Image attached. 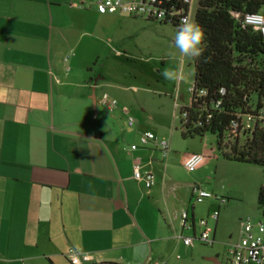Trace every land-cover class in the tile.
<instances>
[{
  "label": "crops",
  "instance_id": "1",
  "mask_svg": "<svg viewBox=\"0 0 264 264\" xmlns=\"http://www.w3.org/2000/svg\"><path fill=\"white\" fill-rule=\"evenodd\" d=\"M73 12L90 13L97 27L117 16L133 22L55 0H0V264H71L75 252L91 262H173L202 216L187 209L194 229H184L171 202V146L166 156L158 142L143 146L142 134L154 132L141 120L120 137L116 121L129 112L102 106L117 88L103 55L85 50V23ZM109 57L121 56L108 47ZM137 164L154 173L152 189L134 178ZM208 218L216 241L220 217Z\"/></svg>",
  "mask_w": 264,
  "mask_h": 264
},
{
  "label": "rangeland",
  "instance_id": "2",
  "mask_svg": "<svg viewBox=\"0 0 264 264\" xmlns=\"http://www.w3.org/2000/svg\"><path fill=\"white\" fill-rule=\"evenodd\" d=\"M55 1L69 7L76 4L83 11H94L98 7V0ZM198 1L192 0L190 20L195 23ZM82 13L80 15L73 12L70 18H80L85 23L82 25L83 32L87 34L84 48L89 53L96 51L103 55L101 65L105 66L110 84L117 88L113 93L104 92L103 98L107 95L117 100L119 107L129 112L126 117L116 121L120 137L122 132L132 129L129 127L128 117H133L137 123L135 128L141 120L158 136L159 141L170 144L171 155L176 158L172 163L176 191L170 193V199L179 214L195 206L198 218L202 216V219L208 220V215L220 211L214 246L200 242L191 248L183 246L176 251L175 261L167 264H232L229 250L241 239L242 223L247 220L255 224L264 223L263 210L258 203L259 191L264 186V168L224 158L218 149V138L213 134L184 138L180 109L189 107L192 103L195 58L181 55L176 49L174 40L178 28L130 16L126 18L133 22H123L117 16L116 21L103 20L100 27H97L99 22L95 17L90 13ZM262 13L264 14V9ZM95 32L103 37L111 35L114 40L107 41L108 45L95 42L91 37ZM107 46L111 53H120L121 57L118 60L110 57V60L106 59ZM166 68L182 74L183 79L166 80L161 75ZM92 105L94 107L93 100ZM102 106L109 112L103 104ZM106 121L108 122L107 117ZM193 154L205 155L210 162L191 173L179 160ZM195 186L212 193L215 198L208 199L203 204L196 203V198L192 195ZM216 197L226 198L228 203L220 205ZM210 224L215 226L213 222ZM197 233H200V228ZM185 236L194 237L192 232H186Z\"/></svg>",
  "mask_w": 264,
  "mask_h": 264
},
{
  "label": "trees",
  "instance_id": "3",
  "mask_svg": "<svg viewBox=\"0 0 264 264\" xmlns=\"http://www.w3.org/2000/svg\"><path fill=\"white\" fill-rule=\"evenodd\" d=\"M263 9L264 0L198 1L195 20L204 32V41L201 55L195 58L191 106L180 109L184 138L213 134L224 158L262 168L264 127L233 136L231 126L242 116L264 111V40L233 13L243 17ZM203 90L207 96L198 97ZM219 102L222 105L217 109ZM258 203L264 215V186Z\"/></svg>",
  "mask_w": 264,
  "mask_h": 264
},
{
  "label": "built area",
  "instance_id": "4",
  "mask_svg": "<svg viewBox=\"0 0 264 264\" xmlns=\"http://www.w3.org/2000/svg\"><path fill=\"white\" fill-rule=\"evenodd\" d=\"M98 12L100 14H125L133 18H144L151 22H158L165 25H171L178 28L181 21L185 18L190 20L192 14V0H98ZM237 19L242 18L244 27H250L260 34L264 40V14L250 13L243 17L239 13H233ZM194 89L192 90V94ZM224 93V91H222ZM207 96V91L203 90L198 93V97ZM102 104L111 113H114L118 107V101L105 96ZM221 102L217 103L216 108L221 107ZM186 118V115H183ZM240 121L234 122L231 126V134L238 136L245 132H251L257 127H264V111L259 114H248L240 117ZM212 119V115L208 116ZM129 127L136 125V120L133 117H128ZM151 142H158L163 154L166 156L171 151L167 141H159L158 137L152 132H146L141 136V144L147 146ZM135 151L138 146H133ZM207 161L205 155L193 154L190 155L185 163V168L193 173L202 167ZM134 178L142 182L147 190L155 186L156 178L151 171H142V168L137 164L134 168ZM193 195L196 198V203L203 204L208 199H214V195L200 187L193 188ZM220 205H226L228 200L223 197H216ZM220 211H215L211 214L213 221H218ZM181 223L184 229H194V223L190 218L188 211L181 213ZM201 232L195 237H184V243L188 247H194L197 242L205 245L214 246L213 238L214 229L209 225L207 219L199 220ZM230 260L232 264H264V223H253L251 220L242 223V236L237 244L232 245L229 250ZM71 264H86L91 263L92 257L75 252L70 256ZM145 264H166L164 261H148Z\"/></svg>",
  "mask_w": 264,
  "mask_h": 264
},
{
  "label": "clouds",
  "instance_id": "5",
  "mask_svg": "<svg viewBox=\"0 0 264 264\" xmlns=\"http://www.w3.org/2000/svg\"><path fill=\"white\" fill-rule=\"evenodd\" d=\"M204 41V32L195 21L183 19L178 26L174 44L181 55L196 58L202 53L201 45ZM174 57V54H173ZM161 75L170 81L183 79V75L173 69L166 68Z\"/></svg>",
  "mask_w": 264,
  "mask_h": 264
},
{
  "label": "water",
  "instance_id": "6",
  "mask_svg": "<svg viewBox=\"0 0 264 264\" xmlns=\"http://www.w3.org/2000/svg\"><path fill=\"white\" fill-rule=\"evenodd\" d=\"M97 84V82H95ZM216 261V260H214ZM86 264H121V263H113V262H91V263H86Z\"/></svg>",
  "mask_w": 264,
  "mask_h": 264
}]
</instances>
